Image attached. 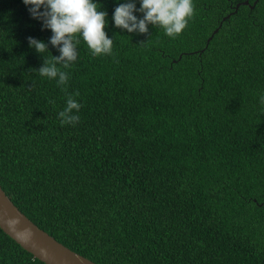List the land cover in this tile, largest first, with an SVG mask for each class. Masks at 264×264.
Instances as JSON below:
<instances>
[{
	"label": "trees",
	"instance_id": "obj_1",
	"mask_svg": "<svg viewBox=\"0 0 264 264\" xmlns=\"http://www.w3.org/2000/svg\"><path fill=\"white\" fill-rule=\"evenodd\" d=\"M244 1L193 0L171 39L94 0L113 53L81 38L62 91L35 71L60 55L51 30L0 0V185L19 210L97 264H264V0ZM0 264L45 263L0 229Z\"/></svg>",
	"mask_w": 264,
	"mask_h": 264
},
{
	"label": "clouds",
	"instance_id": "obj_2",
	"mask_svg": "<svg viewBox=\"0 0 264 264\" xmlns=\"http://www.w3.org/2000/svg\"><path fill=\"white\" fill-rule=\"evenodd\" d=\"M137 9L135 0H126L114 9L113 21L117 28L128 33L138 32L146 34L148 25L163 29L165 35L176 39L187 28L189 21L195 16L193 0H139ZM33 19L42 21V30L50 29L52 36L49 42L59 51V56L44 58L45 52H50L48 43L28 37L29 47L34 48L43 57V65L35 70L39 76L56 80L57 86L66 91L70 65L77 60V46L81 38L87 45L93 57L112 55L114 40L105 31L108 26L107 12L101 10V5L94 0H23ZM43 8V11H41ZM143 13V18L134 15ZM60 66V67H58ZM79 92L66 97V105L58 113L61 125H73L79 121L80 103L74 97ZM264 105V94L260 96ZM49 103H55L50 100ZM75 110V113H74Z\"/></svg>",
	"mask_w": 264,
	"mask_h": 264
},
{
	"label": "water",
	"instance_id": "obj_3",
	"mask_svg": "<svg viewBox=\"0 0 264 264\" xmlns=\"http://www.w3.org/2000/svg\"><path fill=\"white\" fill-rule=\"evenodd\" d=\"M243 3H247L245 0ZM239 3L236 4V8ZM0 229L45 264H97L71 250L37 226L11 201L0 185Z\"/></svg>",
	"mask_w": 264,
	"mask_h": 264
}]
</instances>
